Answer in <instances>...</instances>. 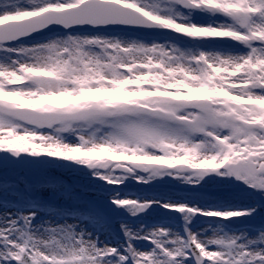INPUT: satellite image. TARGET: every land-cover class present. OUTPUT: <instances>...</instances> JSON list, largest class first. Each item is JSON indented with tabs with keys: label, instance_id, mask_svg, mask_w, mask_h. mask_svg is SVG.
<instances>
[{
	"label": "snow or ice",
	"instance_id": "snow-or-ice-1",
	"mask_svg": "<svg viewBox=\"0 0 264 264\" xmlns=\"http://www.w3.org/2000/svg\"><path fill=\"white\" fill-rule=\"evenodd\" d=\"M0 264H264V0H0Z\"/></svg>",
	"mask_w": 264,
	"mask_h": 264
},
{
	"label": "rangeland",
	"instance_id": "rangeland-1",
	"mask_svg": "<svg viewBox=\"0 0 264 264\" xmlns=\"http://www.w3.org/2000/svg\"><path fill=\"white\" fill-rule=\"evenodd\" d=\"M52 174L56 176H59V175L62 176V174L69 175L67 173H63L58 170L54 171ZM60 178L62 179V177ZM70 180L73 182L74 177H71ZM129 182H133V183H129ZM128 183L129 185H127ZM167 187H168L167 185H162V188L158 191L155 184L152 186H142V185L136 184L134 181L129 180V181H126L123 185H121V190L124 192H127L129 195H140L142 193H149V192H156V193H159L160 195H165L166 194L165 190ZM41 195L43 198L48 199L50 196V190H45V192H42ZM82 195L84 196L86 200H89V201H92L91 199L93 196H97V194L94 192H87V193H83ZM59 202H63V201H59ZM152 215L158 217L162 215V212L159 210H154L152 212Z\"/></svg>",
	"mask_w": 264,
	"mask_h": 264
}]
</instances>
